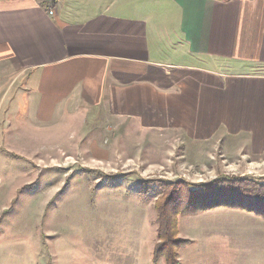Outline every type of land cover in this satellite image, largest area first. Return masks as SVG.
Wrapping results in <instances>:
<instances>
[{
  "label": "crops",
  "instance_id": "0c3cea01",
  "mask_svg": "<svg viewBox=\"0 0 264 264\" xmlns=\"http://www.w3.org/2000/svg\"><path fill=\"white\" fill-rule=\"evenodd\" d=\"M99 110L264 153V0H0V168Z\"/></svg>",
  "mask_w": 264,
  "mask_h": 264
},
{
  "label": "rangeland",
  "instance_id": "374dc122",
  "mask_svg": "<svg viewBox=\"0 0 264 264\" xmlns=\"http://www.w3.org/2000/svg\"><path fill=\"white\" fill-rule=\"evenodd\" d=\"M95 114L67 125L48 155L0 168V264H155L160 182L264 183V153L246 140H190ZM177 228L188 240L178 264H264V206H214L180 215Z\"/></svg>",
  "mask_w": 264,
  "mask_h": 264
},
{
  "label": "trees",
  "instance_id": "16d2710c",
  "mask_svg": "<svg viewBox=\"0 0 264 264\" xmlns=\"http://www.w3.org/2000/svg\"><path fill=\"white\" fill-rule=\"evenodd\" d=\"M156 198V238L153 263L161 258L164 264H178V249L188 240L177 237L178 217L205 211L222 204L228 206H264V183L249 178L218 177L207 183L191 186L184 181L160 182Z\"/></svg>",
  "mask_w": 264,
  "mask_h": 264
},
{
  "label": "built area",
  "instance_id": "2783aa9c",
  "mask_svg": "<svg viewBox=\"0 0 264 264\" xmlns=\"http://www.w3.org/2000/svg\"><path fill=\"white\" fill-rule=\"evenodd\" d=\"M50 13H51V11H50Z\"/></svg>",
  "mask_w": 264,
  "mask_h": 264
}]
</instances>
